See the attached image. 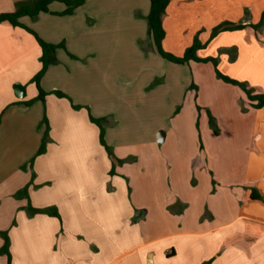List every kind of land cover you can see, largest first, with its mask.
Returning <instances> with one entry per match:
<instances>
[{
  "label": "crops",
  "instance_id": "1",
  "mask_svg": "<svg viewBox=\"0 0 264 264\" xmlns=\"http://www.w3.org/2000/svg\"><path fill=\"white\" fill-rule=\"evenodd\" d=\"M17 1L0 0V13L15 10ZM149 7V0H86L70 14H56L65 4L53 1L48 12L20 17L43 40L64 41L77 55L71 59L57 48V62L40 80L44 90H61L70 100L48 94L31 105L14 102L37 94L30 78L40 68V47L24 28L0 22V247L6 234L10 264H264V106L248 107L250 122L216 121L218 134L204 119L207 141L196 142L191 152L182 139L169 141L174 125L164 128L162 141L154 133L116 137L107 126L111 157L89 119V113L106 114L103 123L119 121L117 96L127 114L147 101L167 102L168 93L160 90L167 73L157 89H144L155 74L137 44L146 37L151 43ZM246 7L259 16L264 0H170L163 46L181 55L195 36L205 42L218 21L243 19ZM118 34L122 42L113 40ZM240 44L256 62L264 55L256 41ZM125 49L130 55L119 58L116 52ZM242 57L238 51L237 61ZM136 80L137 102L129 100ZM16 81L25 87L22 98L14 94ZM120 82L126 84L122 95L116 94ZM186 112L181 107L172 117L176 129ZM44 115L48 140L36 155ZM31 158L33 174L28 166L20 169ZM25 186L27 195L12 197ZM27 204L58 216L29 213ZM0 264H8L6 253H0Z\"/></svg>",
  "mask_w": 264,
  "mask_h": 264
},
{
  "label": "rangeland",
  "instance_id": "2",
  "mask_svg": "<svg viewBox=\"0 0 264 264\" xmlns=\"http://www.w3.org/2000/svg\"><path fill=\"white\" fill-rule=\"evenodd\" d=\"M31 1L32 0H19L16 2V6L17 4L23 2L30 3ZM255 7L257 8V5ZM87 8H89L90 11V6ZM253 9L254 8L246 7L243 19L241 20H220L216 25L219 23L255 24L250 22L251 18L253 17V19L258 22L260 15L257 16L258 14H255L257 12ZM257 17L258 19H256ZM245 27L246 26L232 30H223L229 32L220 31L223 33H221L216 41L208 45L214 38L213 37L207 43L208 46L206 45L204 48L198 50L199 56L215 57L217 59V68L219 71L238 80V84H233L219 78L215 73L214 65L210 61H192L190 63L180 64V66L178 65L177 67H172L176 65L161 58L154 51L152 42L150 43L147 37L144 41L137 40V44L139 45L142 54L145 58H149L146 67L149 65L152 73H155L152 80L146 84L144 88L145 91L148 92L155 88L157 89L160 85L164 84V75L167 73L166 85L164 88L160 89L162 92L164 91L168 93V100L165 103L166 108L163 104L159 105V101L155 102L153 100L152 103L147 101L146 104L139 105L138 109H135V112L127 114L123 112V104L122 102L120 103L118 99L120 97H114L113 105L115 106V111L118 110L117 116L119 121L116 119L111 125L102 122L104 127V138L107 133V126L113 127L110 130L113 136L140 139L145 138L148 135L152 136L153 133L155 137H157L159 132H161L163 136V134H165L164 128H169L174 125L170 130L169 141L172 139L175 140L176 138L182 139L183 143H185L186 151L191 152L196 142L202 140L207 141V132L203 129V126H201V122L203 123L204 119L207 121V128H210L215 134L219 133V129L215 131L213 127L210 126V117H212V120L215 122L219 121L227 123H236L239 120H247L250 122L253 120L252 113L245 116L249 105L244 92V87L251 89L256 93L264 92V55H258L257 62L253 57L250 59L249 55L253 56L250 50H247V54H244V51L240 50V43H252L256 41V43L261 44L262 48H264V17L262 23L257 28L249 26L248 29H243ZM241 29H243V31H241ZM122 35L118 34L113 40H119V42H122V39H124L121 38ZM224 42H227V44ZM62 43L65 46L64 41H62ZM58 48L65 50L69 58L77 59V55L68 51L66 47ZM238 51L243 52V57L240 62L239 60L237 61ZM116 53L119 58L123 59L127 56L128 52H126L125 49L119 50ZM128 55H130V53H128ZM30 62L31 61L28 59L25 60V64L22 68L23 72H27ZM133 83L129 88V92H131V94H129L131 95L129 100L133 97L137 102L138 100L140 101L137 92L138 89L133 88V86L138 84V80ZM31 85H33L32 82ZM125 86V83L120 82L117 87V90L120 93L116 94L122 95L123 92L126 91ZM156 95L159 96L160 93H156ZM108 99L106 98L105 101ZM144 107H146V109ZM181 107L187 112L182 114L184 117L181 122V127L176 129L175 124L171 119ZM113 115L114 113L111 114L112 118ZM108 116L105 114L103 118L107 119ZM156 126H159V128L154 132ZM54 134L55 136L57 135V133ZM161 145L163 144L157 143V146ZM24 165L26 164L24 163ZM20 169L24 171L26 168ZM12 197L15 199L17 198L16 192ZM137 211L139 210H135L134 213Z\"/></svg>",
  "mask_w": 264,
  "mask_h": 264
},
{
  "label": "trees",
  "instance_id": "3",
  "mask_svg": "<svg viewBox=\"0 0 264 264\" xmlns=\"http://www.w3.org/2000/svg\"><path fill=\"white\" fill-rule=\"evenodd\" d=\"M53 1H60L65 4V9L59 12H52L56 14H70L72 13L75 8L82 5L86 0H32L30 3H20L17 4L15 10L9 11V12H3L0 13V22L7 21L10 24L14 26H20L24 28L26 31L30 32L34 35L39 47H40V68L33 74V76L30 78V82L34 83L37 89V94L31 98L27 99H19L15 101L14 103H22L24 105H31L33 102L37 100H41L42 102L45 101V98L48 94H54L57 97H66L70 100L67 94H65L63 91L54 89L50 91L44 90L40 85V80L44 73L46 72L47 68L51 65L57 62V59L55 57V50L58 47L64 48V44L62 42L59 43H51L43 40L41 37H39L31 28L28 26L22 24L19 19L22 16H29L31 18L37 17V15L40 12H48L49 11V5ZM150 7L149 11L146 15V24H147V35L150 37V40L152 42V46L154 51L163 59L177 64H186L190 61L199 62V61H210L215 68V73L217 76L225 81L231 82L233 84H238L239 81L236 79H233L219 71L217 68V59L212 56H199L198 50L201 48H204L207 43L217 35L218 32L223 30H232L237 28H242L244 26H247L249 24H241V23H219L212 27L210 34L205 42H201L196 36L190 46H188L184 52L181 55H176L172 53L171 51H168L163 46V39L165 37V29L163 27V14L165 13V10L170 2V0H149ZM264 17V10L261 12L260 18L258 22L255 24H250L249 26L252 27H258L263 21ZM244 92L246 94L247 102L249 107L252 108H260L264 106V92L263 93H256L253 92L251 89L244 87ZM74 108H79L81 105L78 104H72ZM89 119L94 122L98 128H99V139L100 142L105 147L107 153L112 157V151L110 150V147L107 146V144L104 141V127H103V120L104 118H95L89 113ZM43 122L46 123V129L41 139V144L36 152V155H39L45 151L46 142L48 140V130L49 127L47 125V118L46 115L43 116L42 119ZM209 124L215 131L218 130L215 121L212 120V117L209 118ZM34 158H31L26 165H22L21 168H30L32 170V163ZM33 174V170H32ZM18 194H24L27 195V187H23L20 189L16 195ZM251 197H258L257 193L252 192ZM25 209L29 213H35L38 211L46 212L51 215L58 216V213L56 210H48V209H37L32 207L30 204H27L25 206ZM4 237V243L0 247V253H6L8 256V264H10V253H9V239L6 234H3Z\"/></svg>",
  "mask_w": 264,
  "mask_h": 264
},
{
  "label": "water",
  "instance_id": "4",
  "mask_svg": "<svg viewBox=\"0 0 264 264\" xmlns=\"http://www.w3.org/2000/svg\"><path fill=\"white\" fill-rule=\"evenodd\" d=\"M13 89H14V94L17 98H22L26 95V90L25 87L20 83V82H16L13 84ZM162 133L159 132L157 134V140L158 141H162ZM138 213V211L136 212Z\"/></svg>",
  "mask_w": 264,
  "mask_h": 264
}]
</instances>
